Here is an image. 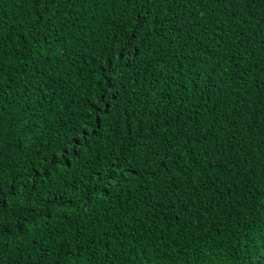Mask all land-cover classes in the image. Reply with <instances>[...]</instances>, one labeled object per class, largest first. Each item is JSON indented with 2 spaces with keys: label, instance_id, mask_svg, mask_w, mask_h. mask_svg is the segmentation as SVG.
I'll return each instance as SVG.
<instances>
[{
  "label": "trees",
  "instance_id": "obj_1",
  "mask_svg": "<svg viewBox=\"0 0 264 264\" xmlns=\"http://www.w3.org/2000/svg\"><path fill=\"white\" fill-rule=\"evenodd\" d=\"M165 2L155 0L141 36L132 2L58 0L37 28L30 0H0V71L18 81L0 97L2 179L46 168L38 209L50 189L67 193L47 205L46 227L29 219L27 239L0 238V264H264V0ZM129 35L141 55L101 81L102 57ZM105 88L111 108L93 111ZM129 119L133 134H152L150 151L182 130L200 157L177 155L165 171L157 162L173 153L160 151L145 168L142 149L128 147ZM69 139L76 151L53 163ZM125 152L136 175L117 187L106 178ZM84 176L97 181V202L81 210L73 188Z\"/></svg>",
  "mask_w": 264,
  "mask_h": 264
},
{
  "label": "snow or ice",
  "instance_id": "obj_2",
  "mask_svg": "<svg viewBox=\"0 0 264 264\" xmlns=\"http://www.w3.org/2000/svg\"><path fill=\"white\" fill-rule=\"evenodd\" d=\"M30 2L36 7L40 9L39 14L35 17V26L37 28L43 27L46 22L47 12L45 9L49 4H57L58 0H30ZM64 2L68 5L75 6L76 3L79 2H88V0H64ZM92 3H108L110 0H91ZM121 3H134V6L141 8L142 10L137 13L135 17H132L131 20L133 22V26L131 31L136 32L138 35H148V32H142L145 25L149 23V17L152 16L151 6L154 4L155 0H120ZM190 3H195L199 6H204L206 0H189ZM172 3H175V0H172ZM165 7L171 11V4L165 2ZM175 15L174 12H172ZM167 15V13H166ZM57 21H61L60 17H57ZM157 24L160 21H156ZM55 26V23L53 24ZM3 25L0 24V30H2ZM129 43L127 46L120 45L114 50H110L105 53L102 59L104 60L103 65L98 66V71L103 72L104 74L99 77L101 81L109 79V73L113 70L118 72H123V70L129 67L136 57L141 55L140 44L142 41L137 42L135 46H133V41L136 40V37L129 35L128 37ZM2 55V54H0ZM3 61L0 60V64ZM24 67H27V64H24ZM18 84L16 80H3V73L0 71V97L6 96L8 92ZM111 99L108 88L104 89V92L97 98V104L93 107V111H97L100 108H111ZM2 106H0V112H2ZM161 124H158L157 127H161ZM92 131H95V128H92ZM144 129L140 128L136 131V133L131 132V121H128V133L129 139L131 143L128 145L129 148H138L142 149L141 156L144 158V167H151L150 158L154 155H159L160 151H163L164 155L167 156L171 151L173 153L172 157H168L165 160L163 157L157 162V167L162 168L165 171L168 169L169 163H171L174 167L176 166V159L174 158L177 155L184 154V157L188 160H192L195 162L199 157V152H192L191 150H186V145L190 144V141L185 137V134L182 130H179L178 136L176 138L175 144H161L160 151H150L148 149V145L146 143L147 140L152 139V134L149 133L148 136L141 135ZM89 136L88 126L85 125L83 130L80 133V138L87 140ZM183 140V144L180 141ZM71 146V147H70ZM191 148H195V144H191ZM4 144L3 138L0 136V156L3 155ZM60 153L58 159L53 161V163H59L60 159L67 160L68 156L76 151V145L73 144L72 140L69 139L64 144L56 150ZM39 156V153H36ZM130 152L120 153L119 159L113 163L111 167V174L106 178L108 180H112L113 177H118L116 180V186H119L120 180H122L125 176H133L136 173L131 172V165L129 164V156ZM68 167L71 165L68 164ZM154 174V173H153ZM48 175V170H36V166L32 165V167L27 172V177L22 178L20 180L13 179L10 182H5L2 179L3 176V168L0 167V238L4 235H12L13 237L20 236L27 239L29 232L25 227V223L31 219L36 220L38 217L41 219V222L47 226V221L52 219L51 212L47 210V205L55 202V198L64 199L67 195L66 192L57 191L53 192L51 189L48 192V199L44 208H39L38 205L42 203L39 199V194L37 193L38 185L43 183L44 177ZM35 177H39L36 179ZM91 184L92 187H88ZM97 181L91 180L88 176L82 177V179L77 183V186L73 188V195L82 201L80 208L83 210L86 207L94 205L97 202ZM113 187L111 183H106L103 185L101 190L102 195H109L108 189ZM35 194V197H34ZM65 203H71L72 200L69 198L64 201ZM8 217H14V219H9ZM31 243V241H29ZM70 255L71 253H65L64 249H58L57 255L60 254ZM46 254V253H45ZM21 255H23L21 253ZM31 259V256L28 257ZM59 264V261L56 262Z\"/></svg>",
  "mask_w": 264,
  "mask_h": 264
}]
</instances>
